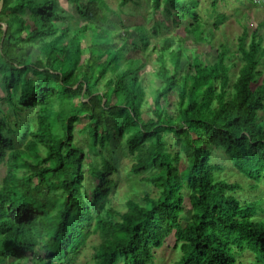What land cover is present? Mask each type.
<instances>
[{
    "label": "trees",
    "instance_id": "16d2710c",
    "mask_svg": "<svg viewBox=\"0 0 264 264\" xmlns=\"http://www.w3.org/2000/svg\"><path fill=\"white\" fill-rule=\"evenodd\" d=\"M65 1L79 18L74 27L58 0H0V264H77L93 235L87 264H156L154 251L166 243L182 254L174 264H264V200L237 198L241 185L215 179L222 167L213 162L220 152L251 191L264 188L259 30L249 40L243 31L231 51L213 43L228 19L216 11L219 0L204 19L199 0H146L148 24L122 31L103 26L136 0H119L116 10L104 0ZM181 22L176 47L161 41L144 54L150 36ZM186 42L207 44L214 62ZM25 47L42 59L29 61ZM152 53L148 103L141 71ZM73 99L77 105L61 113ZM84 118L87 149L101 160L88 180L89 153L75 142ZM114 138L131 156L128 172L154 193L127 200L122 213L105 207L116 184V158L107 153ZM245 252L253 260L237 262Z\"/></svg>",
    "mask_w": 264,
    "mask_h": 264
},
{
    "label": "rangeland",
    "instance_id": "374dc122",
    "mask_svg": "<svg viewBox=\"0 0 264 264\" xmlns=\"http://www.w3.org/2000/svg\"><path fill=\"white\" fill-rule=\"evenodd\" d=\"M59 6H60V13L71 19L70 25L71 27H74L76 25V22L79 21V18L77 16L75 7L73 4H70L66 2L65 0H58ZM105 3L108 5V7L112 10L117 9V2L119 0H104ZM135 1V0H134ZM259 5L251 6L249 0H219L217 2V8L216 11L222 14L227 15L228 19L218 28L214 31V38L213 43L214 47L217 46L218 43H225L227 46L230 47L231 51L235 49V44L237 41V38L241 36L242 32L246 30L247 32V40L250 38V33L254 29H258L259 33L262 34L264 37V25H262L264 21V0H259ZM199 8H200V14L202 18L204 19L209 14L210 4L211 0H199ZM127 7V8H126ZM129 9V10H128ZM132 9H135L134 11ZM128 11L134 12V17L132 19H127L125 14L128 13ZM121 15H118V18H116L113 14L110 15L109 20L104 24V28L111 30V31H122L124 29L123 24L126 28H133L135 25H147L150 21L151 14L149 11V5L147 4L146 0H136L135 3H127L124 7H122ZM202 12V13H201ZM212 13V11H210ZM23 16L27 18L28 13H23ZM122 22L121 24H118V20ZM209 22V21H208ZM171 22L167 21L166 25L170 26ZM182 22L178 24L177 26L172 27H164L161 32H158L157 36H150L149 43L146 51L144 54H147L149 50H151L152 46L155 44L158 47L160 46V42L163 41V44L169 45L171 47H176V38L178 36H182L181 33V26ZM212 22L210 20L209 26H211ZM261 25V27H259ZM132 30V29H131ZM132 37L127 41V45L130 46L131 43H133L134 40H136V35L132 34ZM186 47L188 49L196 48L197 54H203L204 59H206L207 62L213 63V50L211 51L210 47L207 44H199L198 46L192 45V43L186 42ZM84 46V44H83ZM129 48V47H127ZM25 51L27 52V57L29 61H34L37 58L42 59V56L37 52L36 47H25ZM141 54V53H140ZM136 55V53H135ZM142 55V54H141ZM156 53H152V56L150 59H148L147 64L145 68L141 71V74H143V85L146 88V101L148 103L151 102L152 96L149 93L151 89V83L149 82V79L151 78V73L157 68V64L154 61ZM186 59H182V63L185 62ZM240 64H237V67L234 69H238ZM109 75L106 76L108 78ZM104 81L102 80L99 83V88L103 89L104 87ZM159 83L157 81L153 82L152 86L157 87ZM4 87L3 82L0 77V97H4ZM78 103V99H73V101L70 102L69 106L67 108L61 109V113H67L69 110H72ZM2 105L0 104V108L2 109ZM264 117V116H263ZM143 118L147 119L148 117L146 114H143ZM86 119H81V121L76 125L75 127V142L79 148L83 150V152L89 153V162H85L84 164V171H85V177L89 178L88 172L98 168V164L101 162L99 157L93 156V151H89L87 149V145L85 142V134L82 132V127L85 124ZM167 144H172L173 140L171 136L166 137ZM116 147L119 148V150H113ZM114 151V152H113ZM116 152V155H115ZM107 153H109L110 157L116 158L114 165H115V172H113L110 175L111 177L115 178V187L112 190L111 194L109 195L107 199V203L105 207H112L114 210L119 212L125 211V202L127 200H134L140 202L143 196V192H148L150 195H154L151 187L142 184L139 182L138 177L132 176L128 169L131 165L132 159L131 156H129L125 152V147L123 146V141H121L118 138H114L111 140L110 148L108 149ZM216 157L215 160H213L214 163H217L219 166L222 167V171L214 173L215 179H223L228 182H237L241 185L242 189L237 192V198L244 201H252V200H258L263 199L264 200V188L260 186L258 190L251 191L248 188L249 181L243 177H241L239 174L235 172L233 167L231 166L230 162L220 154V152H216L214 154ZM5 172V166L4 164H0V178L4 176ZM89 189H91L92 192H94L95 187L94 183L89 181L86 185ZM264 208V203L262 204ZM185 212L184 216L189 215V207L187 200L184 203ZM261 214L259 217H262ZM98 242L97 238L93 235L90 237L89 243L87 244V247L83 250H81L79 260L77 261V264H87L90 260V246L91 244H96ZM182 258V254L178 249H175L172 244L166 243L164 244L160 249L154 251V260L156 264H174L178 261H180ZM253 260V257L248 253H242L241 255L236 257L237 262H244L248 263Z\"/></svg>",
    "mask_w": 264,
    "mask_h": 264
}]
</instances>
